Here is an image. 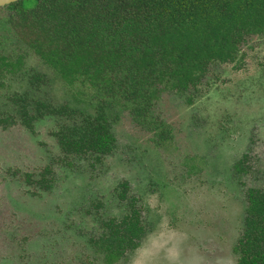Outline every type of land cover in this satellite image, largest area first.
<instances>
[{
	"label": "rangeland",
	"instance_id": "obj_1",
	"mask_svg": "<svg viewBox=\"0 0 264 264\" xmlns=\"http://www.w3.org/2000/svg\"><path fill=\"white\" fill-rule=\"evenodd\" d=\"M8 14L0 8V55L26 58L19 72L0 66V119L19 115L11 100L22 91L27 111L35 99L91 110L78 82L65 83L19 42ZM240 48V65L212 63L187 102L188 92L161 94L153 111L171 139L159 144L128 111L112 126L115 146L98 160L60 151L54 132L71 123L68 115L47 114L32 130L0 128V264H102L86 239L101 232V218L126 212L116 196L123 181L153 227L117 264H236L245 192L264 188V37L248 36ZM31 72L44 80L33 86ZM244 153L249 170L237 173ZM46 167L50 188L42 189L36 181Z\"/></svg>",
	"mask_w": 264,
	"mask_h": 264
},
{
	"label": "trees",
	"instance_id": "obj_2",
	"mask_svg": "<svg viewBox=\"0 0 264 264\" xmlns=\"http://www.w3.org/2000/svg\"><path fill=\"white\" fill-rule=\"evenodd\" d=\"M29 1L36 16L32 20L20 7V37L65 83L78 82L92 109L35 99L34 114L27 116L24 109L22 122L32 128V119L68 115L71 123L54 132L60 149L65 155L95 152L96 160L115 146L112 126L124 110L136 125L152 128L156 144L162 142L163 124L153 111L159 94L164 89L197 91L212 63L238 62L245 38L264 36V0ZM22 57L0 55V66L14 72ZM29 79L36 86L44 76L31 74ZM26 93L13 99L24 108ZM76 116L82 121L77 123ZM246 158L244 153L234 163L235 172L249 170L242 164ZM126 193L123 182L116 196L126 202V212L101 218V232L86 239L102 264L127 260L150 230L137 199ZM245 196L243 224L232 250L236 264H264V188H248Z\"/></svg>",
	"mask_w": 264,
	"mask_h": 264
},
{
	"label": "flooded vegetation",
	"instance_id": "obj_3",
	"mask_svg": "<svg viewBox=\"0 0 264 264\" xmlns=\"http://www.w3.org/2000/svg\"><path fill=\"white\" fill-rule=\"evenodd\" d=\"M25 2L26 3H28V4H30V5H26L25 4ZM34 2H32V1H29V0H10V1H8V2H4V3H2V4H0V8H7L8 10H9V14L7 15V17H6V19L5 20H7L12 26L14 25V26H17V27H19L21 30H17V34L19 35V37H20V33H21V31L23 30V27H22V23H23V13L20 11V7H22V8H24L27 12H29V13H31L32 14V20H34V18H35V10L33 9L34 7L33 6H31L32 4H33ZM34 5V4H33ZM19 7V8H18ZM36 19H37V17H36ZM30 20V19H29ZM249 36H252V35H249ZM255 36H260V37H264V36H261V35H256L255 34ZM248 37V36H247ZM246 37V38H247ZM246 38H245V41H246ZM20 40L21 41H19V42H21L22 44H24V42L27 44V42L26 41H24L21 37H20ZM244 41V42H245ZM243 42V43H244ZM242 43V44H243ZM25 45V44H24ZM27 46H28V44H27ZM241 46V45H240ZM27 48H29L30 49V51L31 52H33V50H32V48L31 47H27ZM240 50H241V48H240ZM239 50V55L241 54V51ZM11 53H13V52H11ZM34 53V52H33ZM22 55L24 56V58L22 59V62L19 64V66H17L18 68H16V69H14V72H12V73H15L17 70H18V72L21 70V69H19L20 68V66H23V62H24V60H25V56H26V54L25 53H22ZM238 55V56H239ZM17 56V55H16ZM38 57V56H37ZM9 58L10 59H14V57H10L9 56ZM16 58V57H15ZM242 58H243V55H241V56H239V58H238V62H236V63H233V62H226V63H233V66L234 65H236V66H238V65H240V62H241V60H242ZM214 63H216V62H214ZM217 63H219V62H217ZM223 64H225V63H223ZM2 67H5V66H1V68ZM48 67V66H47ZM6 68V67H5ZM49 68V67H48ZM51 69V68H50ZM208 72H209V70H208ZM208 72L205 74V76L201 79V83H199V85H198V88L200 89V86H201V84H202V82H203V80H204V78L207 76V74H208ZM27 73V72H26ZM31 74H37V73H34V72H31L30 74H28L29 75V77H30V75ZM38 75H40V74H38ZM41 76H43V75H41ZM31 84V83H30ZM33 85V84H32ZM34 86V85H33ZM199 89L197 90V91H195L193 88H189V89H186L185 91H183V92H178V91H176V90H169V89H164L160 94H159V96L155 99V101L153 102V106L155 105V103L160 99V97H161V94L164 92V91H174L175 92V94H177V95H182V96H184V94H185V92H188V96H187V99H185V101L187 102V100H190L189 99V96H192L193 97V94H196L198 91H199ZM27 94V93H26ZM191 94V95H190ZM15 97H12V102L13 103H15L14 102V99ZM17 98V97H16ZM18 103H21V102H18ZM18 103H16V104H18ZM19 105V108L17 109V112H19V115H17V116H11L10 118H4V119H0V128H2V129H6L7 127H9V126H12V125H15V124H17V123H19V124H21L23 127H26L27 129H30V130H32V128H33V125H34V122L36 121V120H38V119H40V118H42V117H40V118H37V119H32V128H29V127H27L25 124H23V122H22V118H21V116H22V112H23V110L25 109L26 110V108H24L21 104H18ZM27 111V110H26ZM34 109H33V111H27V116L28 115H33L34 114ZM124 111H128V110H124ZM30 112V113H29ZM128 113H129V111H128ZM45 116V115H44ZM131 116V115H130ZM131 120H132V118H131ZM160 120V119H159ZM132 122H133V120H132ZM160 122L163 124L162 126H161V129H163L164 130V133L162 134V140L160 139V138H158V136H157V138L159 139V140H161L162 142L164 141V138H169V140L171 139V135H170V128L168 127V125H166L162 120H160ZM134 123V122H133ZM134 125H136L135 123H134ZM136 126H138L140 129H144V130H146V131H149V132H151L152 133V136H154V138L156 139V135L157 134H155V132L154 131H152V128H151V130H149L150 128H144V127H140L139 125H136ZM56 137V136H55ZM57 141V140H56ZM155 143H157V142H155ZM161 143V142H160ZM57 145H58V147H59V149H60V146H59V144H58V142H57ZM60 151H62L61 149H60ZM63 152V151H62ZM64 153V152H63ZM95 153V152H94ZM108 154V153H107ZM63 155H65V154H63ZM68 155H71V154H68ZM73 155V154H72ZM78 155V154H77ZM103 155H105V154H103ZM102 156V155H101ZM100 156V157H101ZM235 163V162H234ZM234 163H233V167H234ZM47 172H49V169L46 167L43 171H42V173L40 174V176H39V178H38V180L36 181V182H38V186L40 187V188H42V189H49L50 188V184L47 182V178L45 177V173H47ZM27 180L29 181V175L27 174ZM123 182H126V181H123ZM123 182H120L117 186L118 187H120V184L122 185V183ZM44 185H46L47 186V188L46 187H44ZM127 182H126V187H127ZM136 198V197H135ZM137 199V198H136ZM137 202V201H136ZM137 205V204H136ZM138 206V205H137ZM245 207H246V205H245ZM245 207H244V212H245ZM139 208V207H138ZM140 209V208H139ZM140 214H141V210H140ZM245 214V213H244ZM244 217V216H243ZM141 219H142V221H145L147 224H151V225H145V226H147L150 230H148L149 232H151L152 231V227H153V223H151V222H148V221H146L145 219H143V217H142V214H141ZM148 232V233H149ZM146 237V236H145ZM236 243V242H235ZM135 251V250H134ZM114 264H117V263H114Z\"/></svg>",
	"mask_w": 264,
	"mask_h": 264
},
{
	"label": "water",
	"instance_id": "obj_4",
	"mask_svg": "<svg viewBox=\"0 0 264 264\" xmlns=\"http://www.w3.org/2000/svg\"><path fill=\"white\" fill-rule=\"evenodd\" d=\"M10 0H0V4L4 3V2H8Z\"/></svg>",
	"mask_w": 264,
	"mask_h": 264
}]
</instances>
